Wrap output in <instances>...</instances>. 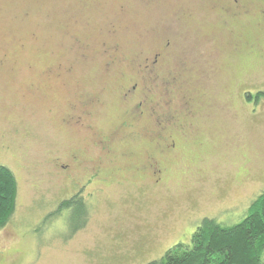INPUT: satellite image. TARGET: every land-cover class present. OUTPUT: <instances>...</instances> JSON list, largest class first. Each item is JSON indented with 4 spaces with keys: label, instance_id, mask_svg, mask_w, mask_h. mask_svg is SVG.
<instances>
[{
    "label": "rangeland",
    "instance_id": "374dc122",
    "mask_svg": "<svg viewBox=\"0 0 264 264\" xmlns=\"http://www.w3.org/2000/svg\"><path fill=\"white\" fill-rule=\"evenodd\" d=\"M229 1L0 0V164L17 181L0 264H143L205 216L246 215L264 191V0ZM166 40L155 80L139 64ZM190 102L193 133L155 155L153 108ZM148 154L161 179L137 170ZM71 155L83 166L60 171ZM79 190L83 227L60 206Z\"/></svg>",
    "mask_w": 264,
    "mask_h": 264
},
{
    "label": "trees",
    "instance_id": "16d2710c",
    "mask_svg": "<svg viewBox=\"0 0 264 264\" xmlns=\"http://www.w3.org/2000/svg\"><path fill=\"white\" fill-rule=\"evenodd\" d=\"M247 99L251 97L246 94ZM256 101L264 98V91L255 93ZM82 191L61 201L60 206L70 210L72 218H82L79 227L87 223ZM17 194L13 171L0 164V229L12 218ZM79 207L80 211H77ZM78 209V210H79ZM75 212V213H74ZM264 191L251 202L242 219L223 224L212 217H203L191 235L190 242H177L159 257L143 264H264Z\"/></svg>",
    "mask_w": 264,
    "mask_h": 264
},
{
    "label": "flooded vegetation",
    "instance_id": "af4514ba",
    "mask_svg": "<svg viewBox=\"0 0 264 264\" xmlns=\"http://www.w3.org/2000/svg\"><path fill=\"white\" fill-rule=\"evenodd\" d=\"M247 0H230L229 4L233 8H243L245 7V2ZM234 14V13H233ZM262 15L264 16V10L262 12ZM166 43L157 51L154 52L151 58H144L139 64L140 66V71L141 73H148L151 71L149 76H152L155 80L159 78V73L157 72V66H158V61L161 59V56L163 55L162 58H164L165 53L167 52V48L170 44V40H166ZM118 47L116 46L114 50L116 51ZM172 77V75H170ZM135 85L137 83L133 84L130 88H127L124 91V96L128 97L131 95V93L136 89ZM143 102H139V107L142 106ZM188 103V102H186ZM84 106V105H83ZM187 110V111H186ZM186 110H182V116H180L178 111L172 110L167 113H156V107L153 108L152 115L157 116V120L155 121L156 127L153 136L155 137V155H161L163 156L164 154L167 153H175L177 152L176 146H177V138L182 137L186 138L189 136V133H193V127L190 124V120H184L185 118H191L193 115V106L190 105L186 107ZM145 112L140 111L138 113L139 116L143 115ZM82 117L79 116L76 118L78 121ZM185 122V124H184ZM131 123H125V125L130 126ZM124 126V125H122ZM131 133H133L131 131ZM175 135L177 137H175ZM191 139V138H189ZM110 143L111 140L108 139L107 137H100L95 144H99L101 147H103L104 151L109 153L111 151L110 149ZM153 154H148V163L146 166L142 167H137V170H140L142 172L146 173H151V174H157L160 179L164 174L166 173V166L163 165V163L160 160H157L155 157L152 156ZM70 160L74 162L71 165V162L64 163L59 165V170L63 172H69L70 169H74L75 171L77 170L78 167H82L84 162L81 159H78L75 155H71ZM93 178H99L101 176L100 169L99 167H96L93 171L92 174L90 175ZM103 178V176H102ZM79 191H75L74 194L78 193Z\"/></svg>",
    "mask_w": 264,
    "mask_h": 264
}]
</instances>
